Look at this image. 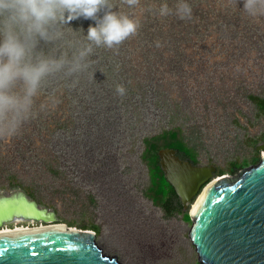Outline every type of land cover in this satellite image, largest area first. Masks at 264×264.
Here are the masks:
<instances>
[{"label":"rangeland","instance_id":"rangeland-1","mask_svg":"<svg viewBox=\"0 0 264 264\" xmlns=\"http://www.w3.org/2000/svg\"><path fill=\"white\" fill-rule=\"evenodd\" d=\"M150 1L130 7L140 27ZM202 1L218 11L210 20H203L205 12L191 15L195 31L181 44L180 57L164 48L158 50L164 59L152 57L140 27L126 39L128 67L118 78L132 76L136 90L128 85V100L100 75L94 76L99 86H79L75 77V98L59 76L49 78L36 98L35 119L15 137L0 139V192L29 189L62 223L98 226V246L121 264H199L188 236L199 194L178 212L152 205L143 193L149 183L140 158L143 138L180 127L200 165L224 169L230 161L251 158L249 141L264 136V118L248 98L264 96V15H248L242 0ZM225 175L235 178L220 176ZM16 225L36 226L8 227Z\"/></svg>","mask_w":264,"mask_h":264},{"label":"water","instance_id":"water-1","mask_svg":"<svg viewBox=\"0 0 264 264\" xmlns=\"http://www.w3.org/2000/svg\"><path fill=\"white\" fill-rule=\"evenodd\" d=\"M160 159L183 208L217 172L215 164L194 165L175 149L161 150ZM234 176L207 185L192 209L188 236L199 264H264V156ZM4 200L14 203L0 205V230L17 219L36 226L0 235V264H121L98 246L95 231L62 223L24 189L0 192Z\"/></svg>","mask_w":264,"mask_h":264},{"label":"clouds","instance_id":"clouds-1","mask_svg":"<svg viewBox=\"0 0 264 264\" xmlns=\"http://www.w3.org/2000/svg\"><path fill=\"white\" fill-rule=\"evenodd\" d=\"M242 2L248 15H264V0ZM124 3L135 7L139 0ZM113 7L110 0H0V139L15 137L37 115L36 98L49 78L72 76L86 69L94 47L111 49L137 33L139 21L118 14ZM172 11L165 3L159 15ZM175 12L180 19H190L192 8L178 0ZM81 18L94 21L95 26L90 24L87 29V45L69 55L57 44L63 41L64 27ZM74 31L84 33L83 28ZM42 45L51 47L45 50ZM125 91L123 85H117L119 95Z\"/></svg>","mask_w":264,"mask_h":264},{"label":"trees","instance_id":"trees-1","mask_svg":"<svg viewBox=\"0 0 264 264\" xmlns=\"http://www.w3.org/2000/svg\"><path fill=\"white\" fill-rule=\"evenodd\" d=\"M119 1L121 3H117L118 5H116V0H110V3L114 6L113 11H116L118 14L128 15L130 18H132L130 16L132 14L130 7L124 3V0ZM151 1L153 2L152 5H150V10L143 17V24L139 28L138 32L141 33V37L145 43H150V45L147 47L149 51L154 50V52L151 54L152 57L158 55L159 58L164 59L162 53L158 51L160 48L167 49V51L171 50L173 53L178 55L177 57H180L179 54L181 51L185 50L181 44L185 42L188 43V39H190L191 34L195 31L193 30V27H195L194 23L192 24L193 16L189 20L187 18H179L175 12V6L178 3V0ZM183 2L191 6L192 15L199 13L200 11L205 12V15H203V20H210L213 17V12L218 11L216 7L204 6L208 5V1L203 3L202 0H183ZM165 3L168 4L169 8H171L173 11L167 16H161L159 15V8ZM201 5L202 9H200ZM152 9L153 11L151 12ZM227 9L228 8H226V10ZM220 11L224 12L222 9ZM99 15L102 16L103 13H100ZM90 24L95 26L94 21L85 20L83 18L72 21L69 26L64 27L63 41L58 42L57 46L62 47V50L68 51L69 55H71V52L74 49L87 45L88 41L85 39V35L87 34V29ZM80 28H83L84 33L82 31H74L79 30ZM127 42L128 41L125 40L120 45L111 49L103 46L98 48L94 47L92 54H90L86 60V63L88 64L86 69L75 73L72 76L60 75L58 81H60L62 84H67L64 86L67 88L70 94L74 95V98L76 97V93L72 91V88L75 91V85H71V82L75 77H77L78 80L77 84L83 87L87 84H92L93 86L101 85L100 81H98L97 78H94V76L100 75L103 84L108 82L109 84L115 85L116 87L117 85H123L125 90L129 85L130 88L134 89V84L131 82L132 76H129L128 73L125 74L127 77L126 80L124 78H118L119 76L124 75L122 73H126L125 68L128 67L126 65L127 61H125L123 58V54L126 51ZM157 42H159L160 47H157ZM81 43H83V46ZM69 45L71 47H69ZM42 47H45V50H47V48L51 47V45H42ZM143 85L144 84H138L137 88L139 90L145 91L147 87ZM93 86L87 87L90 88V92L96 93L97 96H100L95 91V89L92 90L91 87ZM129 97L130 96L128 92L125 91L123 98L128 100ZM248 98L255 105L259 117L264 118V96L249 94ZM34 119L35 117L30 120L33 121ZM40 120L42 122L45 121L43 117H40ZM263 141L264 136L259 139H251L249 143L254 147L255 150L253 156L244 160L237 159L230 161L226 168H217L215 175H235L251 165L259 164L262 156L261 151L257 150V146ZM166 148L177 150L179 156L183 160H188L194 165H200V160L198 151L186 140L184 132L180 127L167 129L158 134L143 138L140 158L146 165L149 176L148 186L145 191H143L144 196L146 199L151 201L152 205L162 208L167 213H172L173 211L178 212L179 210H182L183 207L175 190L173 189V186L167 180L165 172L161 166L160 151ZM27 192L32 197L34 196L31 190L27 189ZM185 217L190 219L187 214ZM91 230L98 231L97 233H99V227L96 225H92Z\"/></svg>","mask_w":264,"mask_h":264},{"label":"bare ground","instance_id":"bare-ground-1","mask_svg":"<svg viewBox=\"0 0 264 264\" xmlns=\"http://www.w3.org/2000/svg\"><path fill=\"white\" fill-rule=\"evenodd\" d=\"M213 182H216V181H212V182H210V183H208L207 185H209V184H211V183H213ZM206 185V186H207ZM205 186V187H206ZM205 187L202 189V191L199 193V195L197 196V198H195L196 200H195V202H193V205H192V208H191V212H192V209H193V207H194V205L196 204V202H197V200L199 199V197H200V195H201V193L203 192V190L205 189ZM18 222H20V220H15V223H18ZM63 225V224H62ZM62 225H59V226H62ZM64 226V225H63ZM41 228H43V227H41ZM27 229H31V227L30 226H19V225H16L15 227H5V228H3L2 230H0V235L1 234H7V233H11V232H20V231H23V230H27Z\"/></svg>","mask_w":264,"mask_h":264},{"label":"flooded vegetation","instance_id":"flooded-vegetation-1","mask_svg":"<svg viewBox=\"0 0 264 264\" xmlns=\"http://www.w3.org/2000/svg\"><path fill=\"white\" fill-rule=\"evenodd\" d=\"M264 142V141H263ZM8 227V226H7Z\"/></svg>","mask_w":264,"mask_h":264}]
</instances>
